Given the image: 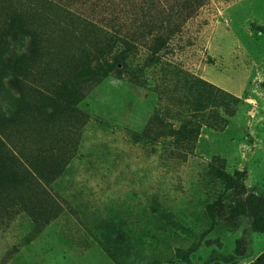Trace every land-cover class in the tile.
<instances>
[{
	"label": "rangeland",
	"instance_id": "1",
	"mask_svg": "<svg viewBox=\"0 0 264 264\" xmlns=\"http://www.w3.org/2000/svg\"><path fill=\"white\" fill-rule=\"evenodd\" d=\"M263 73L264 0H0V264H214L240 238L235 264L264 255L248 217L211 230L210 162L248 166L196 149L230 123L255 143Z\"/></svg>",
	"mask_w": 264,
	"mask_h": 264
},
{
	"label": "trees",
	"instance_id": "2",
	"mask_svg": "<svg viewBox=\"0 0 264 264\" xmlns=\"http://www.w3.org/2000/svg\"><path fill=\"white\" fill-rule=\"evenodd\" d=\"M69 17L74 21H84L80 17L68 13ZM71 15V16H70ZM92 26V25H91ZM96 31V54L98 55L97 65L101 66L102 57L104 56L105 50L111 46L112 37L107 36L103 30L100 28L94 27ZM90 53L84 54L85 57H89ZM99 68V67H98ZM97 68V69H98ZM91 70V69H88ZM98 75V80H101L105 74H100L98 72H94ZM42 91L43 88H40ZM43 96V95H42ZM41 96V97H42ZM41 106H44L48 110L51 111V115H55L60 110L67 108V103L65 99L60 94V90H55L50 95L42 97ZM201 107V104L197 105ZM179 140L176 141V145L178 148L181 146L178 144ZM185 149V145L181 147V149ZM181 153V152H179ZM221 164V158H215L209 164V172L214 175L216 178L223 180L225 187L224 192L216 199L215 203H225L227 204L226 209L222 210L220 215H217L214 210V206L208 208L209 216L212 219L211 230L215 229L219 221L221 219L225 220L227 224H231L230 230H237L238 224L237 220L239 216L248 217L250 219L249 225L251 227L252 232H264L263 225V194L257 193L252 189H249L245 184V179L247 177L246 170H243L240 178H237L238 172H236L235 178H231L223 168L222 165L219 166V162ZM217 162V163H216ZM25 165L28 167L27 163ZM225 204H222L223 206ZM208 243V242H207ZM219 245V241H218ZM246 246V243L243 239H237L235 241V249L233 254L230 256H226L223 258V262L214 261V264H233L237 258L243 257L245 252H243V248ZM177 255L179 257L184 258L185 254L182 251H177ZM236 258V259H235ZM235 264V262H234ZM250 264H264V255L261 254L260 257L251 262Z\"/></svg>",
	"mask_w": 264,
	"mask_h": 264
},
{
	"label": "crops",
	"instance_id": "3",
	"mask_svg": "<svg viewBox=\"0 0 264 264\" xmlns=\"http://www.w3.org/2000/svg\"><path fill=\"white\" fill-rule=\"evenodd\" d=\"M249 125L252 126L250 129L253 131V123H244L243 128L248 129ZM231 128L232 123L226 127L220 137L212 135L208 132H203L197 141V152L204 154L206 157H208L210 154L223 156L229 165V169H238L248 166V170H250V172L248 173L249 176L247 177V181H251L253 183L252 185L264 184V118L263 129H260L261 135L256 137V141L253 145L248 143L246 145V140L235 139L233 134L230 133ZM209 138H212L211 143H209L211 145L208 144L206 148L201 150L203 144ZM249 149L251 150L250 153L246 151Z\"/></svg>",
	"mask_w": 264,
	"mask_h": 264
}]
</instances>
